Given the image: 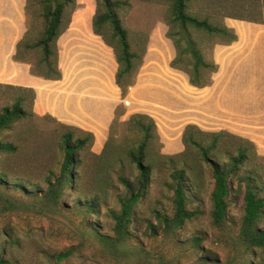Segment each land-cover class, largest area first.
<instances>
[{
    "label": "rangeland",
    "instance_id": "1",
    "mask_svg": "<svg viewBox=\"0 0 264 264\" xmlns=\"http://www.w3.org/2000/svg\"><path fill=\"white\" fill-rule=\"evenodd\" d=\"M39 1L30 0L34 14L40 9ZM119 1L123 6L118 16L128 31L133 49L143 54V62L135 84L128 88L125 97L122 95L110 135L103 145L101 132L96 143L90 131L37 115H29L0 135V141L13 143L18 148L15 154H0V174L4 173L8 182L0 186V264H264V248L247 249L239 239L244 216L243 195L231 196L228 216L222 226L214 223L215 181L211 169L195 147L184 145L183 134L187 126H193L194 138L210 146L215 138L213 134L219 132L198 126L204 92L189 83L184 71L171 66L177 56L173 40L180 39L181 48L186 49L187 39L191 38L205 61L218 66L216 73L206 72V78L212 77L210 86H213L214 76L220 77L219 71L228 75L232 64L227 58L223 65L218 63L217 48L230 47L233 43L226 45L222 37L193 28L189 34L182 33L178 26L170 30L168 0ZM99 2L103 12L102 1ZM83 3L84 10L75 18L77 24H86L98 10L96 0L94 5L88 0ZM21 5L22 0H0V67L3 69L18 32ZM84 6L78 4V9ZM188 13L215 25H225L242 35L253 30L249 25L264 26V0H188ZM102 30L111 38L110 26ZM170 32L176 34L173 40L168 37ZM178 32L181 34L177 35ZM250 41L249 37L245 38L243 47L252 46ZM102 56L107 66L112 67V54L103 51ZM29 60L35 64L37 54L29 55ZM185 60L191 62V55L187 54ZM21 95L26 98L25 109L31 113L34 103L31 104L30 93L6 88H0V111ZM140 115L156 123V133L152 131L153 139L146 149V159L155 168L143 199L135 208L130 237L117 243L113 215L120 213L119 198L125 193L119 175L132 181L139 175L130 161L129 151L137 149L143 140L136 119ZM67 133L72 134L73 140L85 138L87 133L93 139L80 154L76 191L67 188L55 204L46 197L48 179L51 173L60 174L64 158L62 138ZM95 143L102 146L96 147ZM240 144L244 145L237 138L225 135L211 155L228 165L230 156L237 155ZM249 149L248 164L236 172L238 176L246 172L259 176L264 187V158ZM162 156L172 157V161ZM178 169H185L189 175L192 192L188 209L195 211L196 216L181 228L167 229L158 216L172 218L174 215L172 174ZM233 188L245 191L239 177ZM94 198H98V207L94 213L88 212L86 203ZM261 227L264 228V217ZM66 252L70 256L60 261L57 256Z\"/></svg>",
    "mask_w": 264,
    "mask_h": 264
},
{
    "label": "trees",
    "instance_id": "2",
    "mask_svg": "<svg viewBox=\"0 0 264 264\" xmlns=\"http://www.w3.org/2000/svg\"><path fill=\"white\" fill-rule=\"evenodd\" d=\"M97 1V13L93 19V28L96 35L100 36L106 45L112 48L118 71L116 74V84L125 97L128 88L135 84L140 66L143 62V54L135 51L128 39V31L123 27L118 11L123 3L119 0H101L103 12H100V0ZM170 2V30L180 27L182 33L189 34V29L193 28L202 31L211 36L222 37L223 43L230 45L238 40L237 34L225 25H215L208 19H200L188 13V0H168ZM40 7L37 13H32L30 0H27V32L23 39L17 45L15 60L18 62L29 63L32 66V73L46 80H60L62 73L59 68V49L58 40L68 30L73 13L78 8L77 0H40L37 3ZM110 26L112 30L111 38H108L102 28ZM181 34L178 32L177 35ZM183 35V34H182ZM176 36L170 32L168 37L172 40ZM177 49V56L172 61L171 66L174 69L184 71L189 77V83L196 88L210 86L212 77L206 78V72L214 74L218 71L217 65L209 64L205 61L196 43L187 39V48H181V41L173 40ZM37 54L38 60L34 64L29 60V55ZM191 55V62H186L185 56ZM212 69V70H211ZM0 88L8 90H18L20 92H29L31 104L35 101V91L28 88H20L0 84ZM26 98L17 96L12 105L3 107L0 111V135L11 130L14 124L27 119L29 115L35 116L32 111L29 113L25 109ZM138 119V129L143 133V140L139 147L129 151L130 161L138 169V177L131 179L119 175L120 184L125 193L120 196L121 211L114 214L116 242H123L130 237V225L135 214V208L143 199L144 191L151 181L152 172L155 168L151 162L146 159V149L149 142L153 139L152 131L156 133V123L148 116H136ZM147 120V123L143 121ZM193 126H187L183 134V143L186 146L195 147L200 157L211 169L214 179V189L212 192V216L217 226H222L228 216L229 202L231 196L243 195L244 198V216L242 219L239 239L247 249L264 248V228L261 222L264 217V187L259 182V176L251 173H245L238 176L237 170L248 164L249 148L257 154L256 146L251 141L236 137L228 132H219L213 134L214 140L210 146H205L197 141L192 134ZM200 131V130H199ZM225 135L237 138L243 144L238 145L237 155L230 156V163L223 165L218 162L211 154L217 147V142ZM156 136H158L156 134ZM93 139L91 133H87L85 138L73 140L72 134L67 133L62 138V149L64 152L63 163L60 174L56 176L51 173L48 181L47 199L57 204L60 197L64 195L65 190L70 188L76 191L77 182L80 175L77 170L81 166L80 154L84 150L86 143ZM245 144H248L245 145ZM18 148L13 143L0 141V154H15ZM162 158L172 161V157L162 156ZM240 178V186H245L243 192L240 188L234 189L235 179ZM174 189V215L169 218L167 215L158 216L159 221L167 229L181 228L186 221L192 220L196 216L195 211L188 209L192 185L189 175L185 169L175 170L172 174ZM6 175L0 174V186L7 184ZM98 207V198H94L86 203L88 212H95ZM105 239V238H104ZM200 245L199 239L195 240ZM70 256V252L62 253L57 256L61 261Z\"/></svg>",
    "mask_w": 264,
    "mask_h": 264
},
{
    "label": "crops",
    "instance_id": "3",
    "mask_svg": "<svg viewBox=\"0 0 264 264\" xmlns=\"http://www.w3.org/2000/svg\"><path fill=\"white\" fill-rule=\"evenodd\" d=\"M88 1L94 5V0ZM77 4L84 6L83 0H77ZM26 5L27 0H22L18 32L9 47L6 67H0V83L33 89L35 115L90 131L96 143L101 132L103 145L110 135L122 92L116 84L118 63L114 52L95 34L93 13L86 24L75 21L77 13L85 6L73 13L68 30L57 43L62 78L46 80L32 73L31 64L14 58L17 45L27 32ZM249 28L253 30L243 35L237 32L239 40L230 47L217 48L218 63L223 65L226 58L232 61L230 73L219 71L220 77L214 76L213 86L198 88L199 92H204L198 126L206 131H226L251 141L258 156L264 158V26L249 25ZM247 37L252 46L245 48ZM103 51L112 54V67L104 62ZM96 143V147L102 146Z\"/></svg>",
    "mask_w": 264,
    "mask_h": 264
}]
</instances>
